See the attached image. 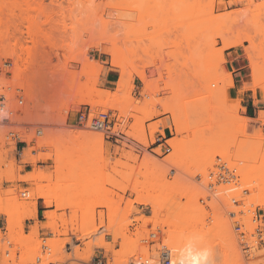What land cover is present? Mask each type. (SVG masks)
Instances as JSON below:
<instances>
[{
    "label": "rangeland",
    "instance_id": "obj_1",
    "mask_svg": "<svg viewBox=\"0 0 264 264\" xmlns=\"http://www.w3.org/2000/svg\"><path fill=\"white\" fill-rule=\"evenodd\" d=\"M0 5V26L13 28L0 29V40L5 38V44L8 45V47L15 46L16 49L19 48L20 50L26 51L25 48L31 47H26L27 44L33 41H30V39L35 36L37 32L41 34L42 37L45 36V32L48 34L51 33L50 35L52 38L55 37V40H51L56 42L54 44L57 45V48L55 47L54 49L53 47L52 49V46H50L51 44L49 45L50 42L47 43L46 41L50 36L47 37L46 40V36L42 39L38 33V35L35 36L36 41H38L37 39H41L46 42L39 40L36 43L34 40L38 47L40 45L41 49L44 48V53L41 57L42 68L38 86L27 96L26 109L28 118L31 122L43 124V135L45 136L47 131L54 130L55 128L59 129V127L62 129L77 128L93 130L89 126L78 125L72 122L75 120L74 115L71 121L69 119V114L73 110L79 109L84 105H91L94 111L111 110L114 116L113 123H115L112 130L117 133L119 132V135H115L102 131L104 148H102L103 154L101 151L100 153L102 155L100 156L101 158L104 157V159H102L105 163L103 164V162H101L104 168H102V174L105 173L106 175H102L101 180H105L110 175L109 180L111 177L112 179L106 182L102 180V185L90 184L88 187H91L92 190V187L99 188L100 186L103 189L108 188L109 190L110 188L115 192L116 195H114L115 197L113 196L114 199L112 197V200H114L118 206L119 204L121 205V207H118V212H121V214H112V216L108 212L111 210L110 206L112 205L100 206L97 205L99 201H95L96 204H94L95 202L93 203L96 206L93 208L95 211H92L94 213V217L92 218L94 219L91 220L93 227L92 225L90 226V228H92L91 230L94 232L90 231L92 232L90 233V229L84 232L81 227L83 225L82 222L86 220V218L82 219L84 210L80 207H66L65 209L58 210L56 206L47 208L42 199H40L38 201V217L30 221H27L28 219L25 220V236H30L31 227L36 222H39L40 230L36 239L42 242V244L50 245L54 243L62 246L59 257H63L64 260H60L59 262L61 263L85 264L84 262L90 261L93 256H99L104 253L108 257L109 264H113L115 261L113 258L114 255H120V257H118H122L121 260L126 256L127 258L125 257L123 261H126V264H132V257L138 250L137 238L141 233L148 231V223L158 215L154 205L152 206L151 203H142L137 200V194L133 184L135 180H137V177L140 179L142 175L145 176L146 173H148L141 172L145 171L143 164L147 165L144 163V160L148 155L154 157L155 160L163 163V165L166 164L164 161L170 159L169 157L172 155L165 156L162 160L155 157L151 152L153 148L152 141L154 135H157L158 132H163V127L166 124L176 129V126L173 124L172 113L165 112L161 104L158 103L155 108L152 107L154 110H151H161L162 113L152 116L151 118H145V113L138 111V109L142 110L158 100L168 99L169 97L167 96L170 95L171 91H167L165 88L170 85L167 88L169 89L173 83L176 84L177 77L180 76L179 78L181 79L184 78V76L186 77V74H198L204 71L206 72L207 69H209L207 72L211 69L216 70L218 73L212 71V74H221L224 78L227 76V73H231L234 87L228 89L229 102L235 104L241 100L239 113L245 118H250L248 116L249 110L245 105H253L250 111L253 116L250 120L246 119V130L243 128L244 123L238 126L240 130H244L246 133L240 135L238 138H244V141H246L248 137L249 139L257 137L260 132H262V136H264V122L257 120L259 112L264 110V93L260 88H257L256 91L254 88L252 89L253 70L247 51V47L250 48V45L252 47V43L255 40L254 43H256L258 47H252L250 53L253 54L255 61L264 71V0H0ZM7 7L10 9L13 8L15 11L17 19H15L16 22L14 21V23H17V25H11L12 22L8 19L10 15L8 12L10 11ZM48 17L50 21H46ZM44 21H46V23ZM21 26L26 27H23L25 31L22 30ZM241 30L247 31L253 34V36L256 35L252 37V39H254L252 43H250L249 39L245 38L246 34L244 35V32L241 33ZM17 32L20 35L21 32L27 35L25 34L24 37L20 38ZM31 32L34 33V35L31 34ZM38 36L40 37L38 38ZM6 39L9 41H6ZM48 41H50V38ZM110 47L121 48L125 51L128 49H134L136 51L137 59L134 61L135 67L130 64L126 67V72L131 73V77L124 89L118 87L122 69L112 66L111 60L113 55L106 51V49ZM253 48L254 51L252 50ZM255 48H257V50H255ZM32 49L34 50L33 47L31 50ZM9 56L14 55H10L6 49L2 52L0 50V59ZM25 61L26 59L24 63L28 64V62ZM33 66L35 68L36 63L33 64ZM33 66L29 67V69L32 68L33 70ZM134 68L144 71L151 81L145 82L143 78L135 72ZM260 69L261 68H259V71ZM35 70L36 69L33 71ZM61 70L63 71L60 72ZM105 70H111L113 72V74L109 75V79L112 81H107V72H105ZM209 73H211V71ZM158 76H160L161 79ZM174 79H176L175 82H173ZM235 83L236 88L238 84L237 93L233 90L235 89ZM166 84H168L167 87ZM212 84L215 86L214 82ZM93 87L95 88L93 89L95 94H98V91L110 90V92H114L113 95H115V93L117 94V100L128 97L131 101V106L129 105L130 102L126 104V102L123 101L124 104H121L119 108L109 107L102 109L100 107V109H97V107L94 108L92 104L81 101L80 97L86 100L88 91ZM111 99L113 100L112 97ZM252 100H254V104ZM52 111H57L59 113L58 115L56 112V115H58L56 119H59L57 120L59 121L58 124L48 123L46 121L50 112L53 113ZM142 118L144 120H142ZM155 123L158 125L155 126ZM142 127L145 130V135L138 132L143 130L141 129ZM0 131L2 132L3 130L0 128ZM184 134L182 137L186 138H181L184 140L179 139L180 136H178V138H174L173 141L186 144L187 138L189 139L192 134H186L185 136ZM43 135L41 138L44 137ZM137 135H142L143 137H141L143 139L146 137L145 140H147V142L137 141L135 138ZM0 147V156H4L5 158L3 162H0V167L2 168L1 164L4 163L5 167L2 169L8 172L9 167L14 165L17 177L27 176L35 167L31 162H29L32 164L31 166L27 165L26 158L38 156L40 150L42 152H46V150L48 152L50 150V148L43 146L33 154L32 147H28L24 150L22 159L20 160L18 155V159H15V155L18 152L13 151V144L6 148L4 147V143H1ZM235 150L236 147L232 148L230 156L233 161L236 160ZM98 153L99 151L97 154ZM43 160L44 159L38 162L39 168L43 169L44 172L54 173V160ZM151 164L153 165V163ZM241 164L240 165L243 166V162ZM20 165L23 166V170H21L23 172L18 171V166ZM165 168L168 169L166 165ZM9 177L10 175H7L3 178V181H0V197L9 198L12 201V198L15 199L14 197L16 196L19 201H26L29 197L22 198L20 192L23 190L30 191L35 185L20 179L9 180ZM113 177L115 179H113ZM248 177L252 178L251 175H248ZM183 178L185 177H182V179ZM53 179L52 182L45 179L41 184L49 185L51 183L53 184V182L56 183V178L54 177ZM7 180L10 182L7 183ZM93 181L94 180H92V183H95ZM112 181H116V183ZM89 182L91 183V181ZM252 182L254 181H251L250 184H252ZM56 186L57 185H55V187ZM83 186L86 187L85 185ZM122 187H125V189ZM258 188L257 186L254 187L255 190L250 194L249 201H251L250 199L254 196L257 198L261 194ZM10 190L12 191L10 192ZM256 194L259 195L257 196ZM102 198L105 199L104 197ZM117 200L122 201L117 202ZM131 200L133 202L130 203ZM252 200H254V198ZM126 201L130 203V206ZM258 205L261 206L262 204ZM255 206H257V204ZM261 207H264V204ZM46 209L57 210L58 224L61 226L59 230L62 231L61 233L55 234L43 223L46 219L42 210ZM151 209L152 215H150ZM81 214L83 215L81 216ZM75 215L76 217H74ZM86 216L85 214V217ZM6 218L7 216L0 213V227L5 228L3 231L0 230L1 236L8 238L9 230ZM88 218L89 217H87V219ZM121 218H125L128 222L122 221L125 219ZM120 219L123 223L119 222ZM63 220L66 223L63 224ZM108 222H111L112 226L111 224L109 225ZM118 223L120 226L117 225ZM94 228H96V230ZM84 233L86 235H84ZM109 233L112 235L114 234L112 241L111 238H107V234ZM102 237L104 238L103 240L108 243L110 249L100 245ZM194 238L191 239L197 240V238ZM198 239L200 240V238ZM228 240L232 241L233 244V251L231 249L227 251L229 255L231 254L232 256L233 254L234 256L238 254L245 260V263L264 258V245L256 247L251 255L244 257L237 242L234 239H227L226 241L229 242ZM87 242H93L92 250H85ZM76 245L84 247L82 252L84 253L85 251L83 255L85 260L68 258L69 255H73L77 247ZM51 249L52 248H50V250ZM216 261L218 262L217 259Z\"/></svg>",
    "mask_w": 264,
    "mask_h": 264
},
{
    "label": "bare ground",
    "instance_id": "obj_2",
    "mask_svg": "<svg viewBox=\"0 0 264 264\" xmlns=\"http://www.w3.org/2000/svg\"><path fill=\"white\" fill-rule=\"evenodd\" d=\"M7 9L10 11L8 12V14H10L8 19L10 22H12L11 25H15V24L17 25V23H14V21L16 22L15 19H17L15 15V11L13 10V8L10 9L7 7ZM0 10H1V7H0ZM48 20L50 21L49 17L48 19H46V21ZM46 21L44 22L46 23ZM0 24H1V18H0ZM5 28H9V27L0 26V29H5ZM9 29H13V28H9ZM240 32L241 33L244 32L243 33L244 35L246 34L245 38L249 39L250 43H252L254 40L252 39V37L256 36V35L253 36V34L247 31H244V30L243 31L241 30ZM37 33L35 34V36L39 34ZM31 34L34 35V33L32 32ZM50 34L51 33L48 34L47 32H45L46 37L45 36L44 37L46 40V38L50 36L49 37L50 41H48L49 38H47L46 41L47 43L50 42L49 45L51 44L50 46H52L51 47L52 49L53 47L55 49V47L57 48V45L54 44L56 42L51 40V39L55 40V37L52 38ZM17 35L19 37L20 34L17 32ZM39 35L41 36V34ZM35 36H33L31 39L29 38L30 41L32 40L36 41ZM40 36H38V38ZM44 37L41 36L40 38L44 39ZM37 40L46 42L45 40H41V39H37ZM6 41H9V40L6 39ZM35 41L33 43H35ZM38 41H36V43ZM254 42L252 43V47L256 46V43ZM28 46L29 45H27L26 47ZM252 47L251 45H250V48L247 47V51L249 53L248 54L249 60H250L251 67L253 70L252 71L253 72L252 73V76H253L252 89L254 88L256 91L257 88H260L262 89L264 93V71L262 70V67H260L259 64L255 61L253 54L250 53L251 52L250 49ZM256 47H258V45ZM31 48L32 47L25 48L26 49L25 51L22 49L20 50L19 48L16 49L15 46L8 47V45L5 44V38L0 40L1 52L4 49H6V51L8 50L10 55L11 54L18 55L23 65L27 67V69L33 66V64L37 63V62H33L35 61L34 60L35 54H34V50L33 49L31 50ZM252 50L254 51V48ZM255 50H257V48H255ZM106 51L109 54L113 55L112 60H111L112 66L119 67L122 69L118 87H121L122 89H124L128 83L129 78L131 77V73L126 72V67L129 64L134 66V61L137 59L136 51L134 49H128L125 51L121 48H112V47L106 49ZM24 53H25V57H24ZM25 59H26L25 62H28V64L31 66H29L27 63H24ZM259 68H261L260 71H259ZM34 69H36V67L34 68L33 66V70ZM134 69H135V72L138 73L145 82L151 81L149 76L145 74L144 71L138 70L137 68H134ZM207 70L206 72L204 71L206 74L204 72L198 73V74L192 73L191 75L186 74V77L184 76V78H181V79L179 78L180 76L177 77L176 78L177 81L176 79H174L173 81V82L176 81V84L175 83L172 84L173 88L171 86V88L167 89L170 85L168 86V84H166V87L167 86L168 87L165 88V90L171 91V92L169 91L170 95L167 96L169 97L168 99L164 98L165 100L163 99L158 100L157 102L151 103L150 105H148L146 108H143L142 110L138 109V111H142V113H145L146 115V116L144 115L145 118L146 117L151 118L152 116L159 115L162 113L161 110H158V111L151 110L155 108L156 105L159 103L162 105L163 110L165 112L172 113L173 124L176 126L175 138H178V136H180L179 139L186 138V137H182L184 133H186L187 135L192 134V136L190 135L191 137L189 139L187 138V143H186L187 145L182 142L179 143L178 149L174 153L170 154L172 156L169 157L170 159L167 160V162L174 164L179 169H181L187 176L193 177L198 171H203L205 167L207 166L208 158L209 156H211V154L219 153L220 155L225 156L228 159H232L230 157L232 148L236 147V150H235L236 164H241L243 162V166H241L242 164L240 165L241 166V177H242L243 182H245L252 191L255 190L254 187L256 186L259 187L258 191H261V194L260 195L258 194L259 196L256 194L258 197L255 198L256 196H254L253 197L254 200H252L253 199L252 198L250 199L251 200L250 202L253 204L256 203L257 205L258 204L263 205L264 204V150H263L264 136H262V132H260L259 135L257 134L258 136L255 135L257 137H254V138L252 137L251 139H249L248 137L246 141H244V138L240 137L241 140L238 138L240 135H244L246 133V131L240 130L238 128L239 124L246 122V118L242 117L239 113V108L241 106V103H240L241 100H239L240 98L238 99L239 101L237 100L238 103L231 104L229 102L228 89L231 87H234L232 75L231 73H227V76L224 78L223 75L221 74H215V75L212 74V71L215 72L216 70L211 69L210 70L211 73H209L210 71L207 72ZM158 77L160 78V76ZM213 82L215 83V86L212 84ZM93 89L95 88L93 87L92 89H90L91 91L90 90L88 91L86 100L85 98L80 97L81 101L90 103L94 106V108L97 107V109L98 108L100 109V107L102 109L109 108V107L119 108L121 107V104H124V102H126V104L127 102L128 103L130 102L129 105L131 106V101L128 97L125 99L123 98V99L117 100L118 99L117 94L115 93V95H113L114 92L112 93L110 92V90L98 91L97 92L98 94H95ZM112 95L115 97H113ZM111 97L113 98L114 101L111 99ZM52 112L53 113L50 112V115L47 117L48 119L46 118V121L48 123L58 124L59 121L57 120L59 119H56V116H58L59 113L57 111L55 112L52 111ZM56 112L58 113V115H56ZM143 118L142 120L145 119ZM257 120L264 122V110H261L259 112ZM139 125H138V128H139ZM157 125L158 124H156L155 126ZM139 129H136V130H139ZM141 129H143V127ZM143 130L142 131L140 130L138 132L142 133V135L143 134L145 135V130H144V133H143ZM186 134H184V136ZM141 136L137 135L135 137L136 140L139 142H144V141L147 142V140H145L146 137H144L145 139H143L142 138L143 136L142 137ZM181 140H184V139H181ZM39 145L42 147L43 146L48 147L50 148V150L48 152L47 150L46 152L44 151L42 152L40 150V153L38 156H31L29 158H26L27 162H31L35 165L33 170L27 176L17 177L15 174L14 165L9 167L8 172L4 171L0 167V181H3V178L5 176L10 175V177L8 178L9 180H19L20 179V180H25L35 185V187H32L30 190L29 198L26 201L23 200L24 202L19 201L16 198V196L14 197L15 199L12 198V201L11 199L8 198L9 199L8 200L3 196H2L3 198L0 197V213L7 216L6 219H7L8 230H9L8 240L14 243L15 251L17 250L20 251V255H17L16 252L12 254V260L15 264H31L35 256L38 255L42 251L41 249L42 242H39L38 239H36V237L39 235V230H40L39 222H36L31 227L30 236L24 235L25 220L34 219V218L36 219L38 217V201L40 199H43L44 205L47 208L56 206L58 210V209H65L66 207H80L82 210H84L83 211L84 215L81 214V216L83 215L82 219L86 218L85 221L82 220L84 222H82L83 225L81 226L84 232L85 230L87 232L89 229H90L89 232L93 231L91 230L92 228H90V226L92 225L93 227L91 220L94 219L92 217H94L93 212L95 211L93 208L96 207L94 205L96 204L95 201H99L97 202V205H100V206L112 205L110 206L111 210L108 211L110 215L118 214L119 213L118 207L119 206L121 207L120 204L118 206L115 203V201L112 200V197L116 194L110 188L108 190V188L103 189L102 187L99 186V188L92 187V190H91V187H88L90 184L102 185V180L106 182L109 180V177L111 176V175L110 176L108 175L109 176V177L107 176L108 178L105 177L107 180L106 179L101 180L102 175L105 174V173L102 174L103 165L101 164V162H103L104 157H102L103 158L102 159L100 156L103 154L102 148H104L102 131H98L94 129L84 130V129H77V128L76 129L74 128L73 129H67V128L62 129L59 127V129L55 128L54 130L52 129L51 131H47L45 136L41 138ZM98 151L99 153L102 151L101 152L102 154L98 153L99 157L97 154ZM42 159L50 160V161L51 159L54 160V163H55L54 173L44 172L43 169L39 168L38 162H40ZM104 163L105 162H103V164ZM144 163H146L147 165L143 164L145 167L144 168L145 171H141V172H148V173H146V175L144 174L145 176L142 175L144 178L141 176L142 180L141 178L138 179L139 177H137V180L133 178L135 180L133 187L137 194V200L141 201L142 203L143 202L151 203L152 206L153 205L155 206L156 210L153 207L155 211H157L158 209L157 207H161L166 201L167 196H168L167 194L169 192L167 187H190L189 179L188 178L182 179L180 177H178L177 180L182 183L181 185H178L177 183H174V185H170L167 182V177H166L169 168L168 169L165 168L166 164L163 165V163H160L157 160H155L154 157H151L148 155V157L145 158ZM151 163H153L154 167ZM21 170H23L22 165L18 166V171H21ZM248 175H251L252 178L248 177ZM54 177L56 178L55 179L57 181L56 183L53 182V184L51 183L49 185L41 184V182L45 179L52 182V180H54L53 179ZM113 179L115 178L113 177ZM92 180H94L93 182L95 183H92ZM89 181H91V183ZM251 181H254V182L250 184ZM112 182L116 183V181H112ZM55 185L57 186L55 187ZM83 185H85L86 187H84ZM123 189H125V187ZM11 191L12 190H10V192ZM72 193L76 195H73ZM102 197H104L105 199H103ZM104 200H106L107 202ZM108 201L112 203H109ZM118 201H122V200H117V202ZM131 202L133 201L131 200L130 203ZM130 203L128 204L129 206H130ZM57 210L46 209L44 211V217L46 220L43 221V223L47 225V227H49L55 234L62 232L59 230L61 226L60 224H58L59 220H58ZM188 210L195 211V208H189ZM85 214L87 215L86 217H85ZM119 214H121V212ZM173 214H175V212H173ZM199 214H201L199 209L196 210L195 213H193L190 216H188V213H183L181 215L182 216L181 223L175 224L174 229L170 231L171 242L175 245V247L178 250V255H177L178 264H264V258L258 257L259 259H257L254 262L245 263V260L240 255L238 254L234 256L233 254L232 256L231 254L229 255V252L227 251L228 249L229 251L230 249L231 250L233 249V244H232V241L228 240L229 242H227L226 240L227 239L235 240V238L231 235L229 231L223 229L219 225L216 230H213L212 228L206 229L204 226H201L197 222L193 221V219ZM88 215L90 216L92 215V216L90 217ZM74 217H76V215ZM87 217L89 218L87 219ZM121 219H125V218H121ZM121 219L119 220V222L121 223H123L122 221L128 222L126 219L122 221ZM64 220H63V224L66 223ZM110 224L112 226L111 222L109 223V225ZM117 225H119V223ZM96 228L94 229L96 230ZM0 230H1V227H0ZM84 235L86 234L84 233ZM0 237H2L1 231H0ZM194 237L197 238V240L191 239ZM198 238H200V240ZM201 238H203L204 240ZM103 239L104 238L102 237L100 241V245L110 249V246L108 245V243H106ZM172 240H174L175 242ZM92 243L93 242H89V243L87 242L86 246L88 248L86 247L85 250L86 249L92 250L93 248ZM51 244L48 245L49 251L51 252H49V254H47L46 256H48V258L51 259L52 261L64 260L63 257H59L62 246L54 244V243L52 245ZM50 248L52 249L50 250ZM83 248L84 247H80V245H78L75 248L73 255H69L68 258L70 257L74 259L85 260L83 257V255L85 254V251L84 253L82 252ZM124 254H125V251H124ZM114 256L113 258L115 261L113 262V264H126V261H123L125 260L124 258L126 256H124L123 260H121L122 257L119 258L120 255H118L119 257L117 255H114ZM192 257L196 258L195 261H193ZM119 259L123 262H121ZM216 259L218 260V262L216 261ZM108 264H109V261H108Z\"/></svg>",
    "mask_w": 264,
    "mask_h": 264
},
{
    "label": "built area",
    "instance_id": "obj_3",
    "mask_svg": "<svg viewBox=\"0 0 264 264\" xmlns=\"http://www.w3.org/2000/svg\"><path fill=\"white\" fill-rule=\"evenodd\" d=\"M23 27L25 26H21L25 31ZM25 34L19 37H24ZM27 45L34 48L37 62L35 71L26 69L18 55L0 59V128L3 130L0 131V145L4 143V147L8 148L13 144V151L18 152L15 159H18V155L20 160L26 148L32 147L33 154L41 149L39 143L43 135V124L31 122L26 108L28 94L38 86L44 49L31 42ZM71 113L75 116L73 122L78 125L119 135V132L112 130L115 123L111 110L94 111L91 105H84ZM175 136V128L167 135L163 127V132H158L153 137V155L162 160L163 157L174 153L179 145L172 140ZM4 159V156H0V162ZM164 162L169 168L166 177L170 185H181L177 178L185 177L189 179L190 187H167L168 196L164 204L157 207L158 215L148 223V231L141 233L137 238L138 250L132 257V264H178V250L171 242L170 231L174 229L175 224L181 223L183 213L190 216L198 209L201 214L193 221L213 230L220 224V227L229 231L235 238L244 257L251 255L256 247L264 245V207L255 206L249 201L252 190L242 180L240 164L214 153L209 156L205 169L190 177L174 164ZM26 164L32 165L29 162ZM1 166L4 168L5 164ZM9 182L7 180V183ZM29 194L28 190L20 192L22 198H28ZM189 208H195V211H189ZM150 212L152 215V209ZM30 220L34 219L27 221ZM1 230L5 228L1 227ZM107 238L112 241L113 235L109 233ZM14 247V243L7 237H0V264H15L12 254L16 252L20 255V251H15ZM41 249L31 264H65L52 261L46 256L50 252L48 245L42 244ZM84 263L108 264V257L103 253Z\"/></svg>",
    "mask_w": 264,
    "mask_h": 264
},
{
    "label": "crops",
    "instance_id": "obj_4",
    "mask_svg": "<svg viewBox=\"0 0 264 264\" xmlns=\"http://www.w3.org/2000/svg\"><path fill=\"white\" fill-rule=\"evenodd\" d=\"M105 72H107L106 73V79H107V81H112L111 79H109V75L110 74H113V72L111 71V70H105ZM112 83V82H111ZM234 91H235V93H237L238 92V84H237V88H236V83H235V89H233ZM252 102H253V104H254V100H252ZM245 107L249 110V108L251 109V108H253V105L251 104V105H245ZM245 109V108H244ZM74 114L73 113H70L69 114V119H70V121H71V119H72V116H73ZM250 118L252 117V116H250V115H248ZM250 118H246L247 120L249 119L250 120ZM256 119V118H255ZM73 122V121H72ZM245 126H246V122L244 123V125H243V128L246 130V128H245ZM248 127V126H247ZM164 131L167 133V135H170L171 134V132H172V127H171V125H169V124H166L165 126H164Z\"/></svg>",
    "mask_w": 264,
    "mask_h": 264
},
{
    "label": "trees",
    "instance_id": "obj_5",
    "mask_svg": "<svg viewBox=\"0 0 264 264\" xmlns=\"http://www.w3.org/2000/svg\"><path fill=\"white\" fill-rule=\"evenodd\" d=\"M250 111H251V109L249 108V115H250V116H253V114H252Z\"/></svg>",
    "mask_w": 264,
    "mask_h": 264
},
{
    "label": "snow or ice",
    "instance_id": "obj_6",
    "mask_svg": "<svg viewBox=\"0 0 264 264\" xmlns=\"http://www.w3.org/2000/svg\"><path fill=\"white\" fill-rule=\"evenodd\" d=\"M192 259H193V261H195L196 258L195 257H192Z\"/></svg>",
    "mask_w": 264,
    "mask_h": 264
}]
</instances>
